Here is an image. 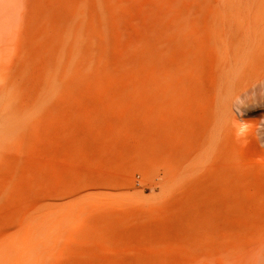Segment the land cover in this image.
<instances>
[{"label":"rangeland","instance_id":"rangeland-1","mask_svg":"<svg viewBox=\"0 0 264 264\" xmlns=\"http://www.w3.org/2000/svg\"><path fill=\"white\" fill-rule=\"evenodd\" d=\"M0 102V264H264V0H0Z\"/></svg>","mask_w":264,"mask_h":264},{"label":"bare ground","instance_id":"bare-ground-1","mask_svg":"<svg viewBox=\"0 0 264 264\" xmlns=\"http://www.w3.org/2000/svg\"><path fill=\"white\" fill-rule=\"evenodd\" d=\"M244 46L245 49L236 47L235 53L226 57L224 59L225 61L223 60V74L225 76L247 69L249 67L248 64L250 65V69L255 68V65L257 66L259 56L257 55V58L255 57L254 49L251 46ZM258 66L260 65L258 64ZM27 117L28 109L17 108L14 111L7 112L2 109L0 102V150L3 149L4 143L13 137L14 134L22 132ZM253 263V261H249V264Z\"/></svg>","mask_w":264,"mask_h":264}]
</instances>
